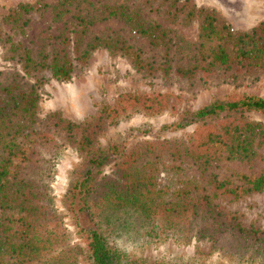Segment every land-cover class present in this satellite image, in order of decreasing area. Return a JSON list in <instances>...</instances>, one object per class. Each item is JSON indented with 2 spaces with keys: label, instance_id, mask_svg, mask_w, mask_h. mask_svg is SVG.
Here are the masks:
<instances>
[{
  "label": "trees",
  "instance_id": "trees-1",
  "mask_svg": "<svg viewBox=\"0 0 264 264\" xmlns=\"http://www.w3.org/2000/svg\"><path fill=\"white\" fill-rule=\"evenodd\" d=\"M46 11L61 27L35 50L0 26L2 58L10 64L0 69V264H77L80 254L86 264H143L131 248L168 239L207 240L235 260L264 264V229L242 225L215 202L262 191L264 170L234 172L232 180L212 170L220 159L249 162L264 145V121L247 115L264 112V98L243 93L213 100L164 126L197 123L185 140H143L126 151L118 141L100 147L97 137L111 121L136 110L160 112L167 105L164 94L120 93L79 122L59 111L41 123L37 116L45 72L69 81L98 48L124 58L144 77L172 78L188 89L257 82L264 78V18L238 29L194 0H35L9 7L2 21L24 34L31 15ZM108 19L144 38L156 54H145L118 30H91ZM192 23L195 42L171 27ZM66 146L83 154L64 194L83 246L71 242L51 198L54 162ZM185 156L198 168L196 178L184 174ZM162 173L171 182L161 183Z\"/></svg>",
  "mask_w": 264,
  "mask_h": 264
},
{
  "label": "rangeland",
  "instance_id": "rangeland-1",
  "mask_svg": "<svg viewBox=\"0 0 264 264\" xmlns=\"http://www.w3.org/2000/svg\"><path fill=\"white\" fill-rule=\"evenodd\" d=\"M35 0H0V26L12 39L20 40L24 45L35 50L40 39L53 37L61 27L60 20H54L46 11L43 15L32 14L24 34L15 31L9 24L2 21L9 7L18 2H33ZM52 2L54 0H40ZM197 5H205L217 10L233 28L247 29L264 18V0H194ZM189 42L196 41V24L189 26L171 25ZM91 30L102 33L107 30H118L130 42L139 46L145 54L155 55L156 50L151 48L147 41L130 31L120 21L108 19L91 25ZM0 47V69L10 68V64L2 58ZM47 76L42 86L39 101L38 122L41 123L45 115L51 111H59L62 117L79 122L89 118L97 112L103 104H112L120 93L140 92L148 95L164 94L166 107L157 113H147L136 110L128 116H121L111 121L106 129L99 134L97 142L100 147L107 143L118 141L124 146V151L143 140L153 139H180L194 130L197 123L180 129L164 127L177 121L181 115L195 110L213 100L224 99L228 95L250 93L264 98V78L250 83L244 81L240 85L227 82L214 84L201 89H188L184 84L170 78L163 80L160 77L147 78L135 72L120 57H112L105 48L94 50L88 57L85 65L75 71L69 81H57ZM254 120L264 121V112H248ZM83 159V154L74 147L66 146L55 159L53 178L50 181L53 206L61 214L63 224L69 233L71 242L83 246L82 240L75 232L73 219L64 204V194L70 186L73 173ZM117 161V158L114 160ZM107 166L104 171H108ZM183 168L185 175L196 178L199 170L194 162L184 157ZM218 178L233 179L234 172L257 174L264 170V145L257 149V154L249 162L220 159L212 167ZM171 176L166 173L160 175L161 183L171 182ZM215 202L224 210L235 213L242 225L253 224L264 229V189L250 193L238 199L219 197ZM131 252L140 255L146 262L143 264H174L181 260H193L196 264H258L255 261L235 260L226 254L215 251L210 241L192 240L188 243H177L165 240L161 243H144L131 248ZM77 264H86V257L80 254Z\"/></svg>",
  "mask_w": 264,
  "mask_h": 264
}]
</instances>
